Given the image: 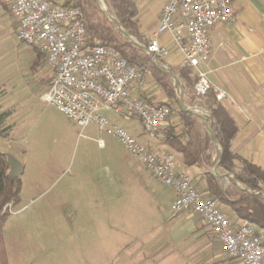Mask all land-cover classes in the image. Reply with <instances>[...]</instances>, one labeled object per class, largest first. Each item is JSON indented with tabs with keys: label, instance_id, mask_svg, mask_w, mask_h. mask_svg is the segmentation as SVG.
I'll return each mask as SVG.
<instances>
[{
	"label": "rangeland",
	"instance_id": "1",
	"mask_svg": "<svg viewBox=\"0 0 264 264\" xmlns=\"http://www.w3.org/2000/svg\"><path fill=\"white\" fill-rule=\"evenodd\" d=\"M98 3L107 10L103 0ZM4 7L5 0H0V151L10 163L9 171L20 178L17 199L3 207L8 264H104L109 256L106 250L116 242L133 244L125 252L120 248L111 253L114 259L129 257V264H238L225 255L195 214L178 218L184 230L175 239L167 236L174 231L168 229L182 213L171 217L165 228V246L155 253L154 245L144 251L147 240H154L155 230L131 237L141 231L121 229L131 211H138L134 217H148L144 213L148 199L129 171L141 164L94 123L80 127L42 100L49 79L43 56L18 40L14 20ZM105 114L132 134L141 130L136 117L125 120L114 111ZM98 138L103 139L102 147ZM212 169L205 160L186 169L205 195L203 174ZM214 176L222 189L233 191L231 177ZM156 191L167 208L171 190L161 184ZM149 202L148 206L154 205ZM223 209L232 214L227 206ZM139 223L143 225L140 219ZM150 223L155 221L145 224Z\"/></svg>",
	"mask_w": 264,
	"mask_h": 264
},
{
	"label": "built area",
	"instance_id": "2",
	"mask_svg": "<svg viewBox=\"0 0 264 264\" xmlns=\"http://www.w3.org/2000/svg\"><path fill=\"white\" fill-rule=\"evenodd\" d=\"M5 4L18 40L43 56L49 79L42 100L78 126L94 123L97 130L122 143L133 159L172 191L170 212L198 215L228 258L238 264H264L263 228L235 219L217 199L200 192L185 169L176 168L172 153H156L105 114L114 111L125 120L136 117L148 136H165L162 129L169 105L130 96L133 83L143 80L144 69L127 62L113 46L88 43L86 22L76 4L52 0H5ZM234 19L232 0H162L157 26L142 47L151 58L162 61L171 48L161 36L169 35L180 64L196 71L195 94L202 98L212 87L201 69L211 53L209 28ZM213 91L219 102L226 97L224 89L213 87ZM98 144H103L102 139Z\"/></svg>",
	"mask_w": 264,
	"mask_h": 264
},
{
	"label": "crops",
	"instance_id": "3",
	"mask_svg": "<svg viewBox=\"0 0 264 264\" xmlns=\"http://www.w3.org/2000/svg\"><path fill=\"white\" fill-rule=\"evenodd\" d=\"M52 1L62 4L64 0ZM134 2L138 9L136 17L138 32L147 40L157 26L162 0H134ZM232 2L235 19L216 23L209 28L211 53L201 69L206 72V77L212 87L224 89L226 92V97L220 103L236 125V132L230 140V150L237 156V159H235L236 165L240 166L241 161L245 160L264 171V0H232ZM161 37L163 43L171 48L170 55L163 59L161 63L168 69L170 67H182L179 55L170 45V36L165 34ZM145 72L146 75L142 81L133 83L130 96L153 104L168 102V97L156 83L151 73L149 71ZM192 107L204 110V114L208 112L200 106ZM114 120L116 121V118ZM138 124L141 130L136 133L137 136L133 135L140 141L147 143L156 153H172L178 169L183 168L186 170L192 166L184 163L182 154L165 140V136L163 138L150 137L143 131L139 120ZM181 127L180 116L177 110L173 109L162 130L165 133V129L172 128L175 134H179ZM183 138L184 136L181 140L185 142V138ZM98 146L102 147L103 145ZM129 171L132 174L133 181L138 183L142 190V195H145L144 198L148 199L147 202H144L148 207L144 213H147L148 217H134V214H138L136 213L138 211L135 213L131 211V216L124 220L125 225L121 229L141 231L139 233L134 232L130 235L131 237L134 235L144 236L146 231L155 230L154 240L151 242H149V239L147 240L144 251H148L154 245L155 250H153V253L158 252L160 247L165 246V244L163 245L166 236L165 228L170 224V218L174 215L177 216V214L170 212L173 193L168 207H163V202L156 191L161 183L142 164L141 166L135 164ZM149 201H152L154 205L148 206ZM181 213L180 215L178 213L179 216L174 218L176 221L168 229L174 230L173 233L168 232L167 235L171 236L172 239L178 238L182 234L181 231L184 230L182 224L177 222L178 218L192 214L189 212ZM139 219L142 220V226L139 225ZM150 219L154 220L155 223L146 225V220ZM186 226H190V224ZM161 239L162 243L160 244ZM132 246V243L129 246L126 242L121 245L117 242L114 243L106 250V254L109 256L106 258L105 263L129 264V257L114 259L111 257V253L117 252L120 248L123 250ZM139 252H143V248Z\"/></svg>",
	"mask_w": 264,
	"mask_h": 264
},
{
	"label": "trees",
	"instance_id": "4",
	"mask_svg": "<svg viewBox=\"0 0 264 264\" xmlns=\"http://www.w3.org/2000/svg\"><path fill=\"white\" fill-rule=\"evenodd\" d=\"M107 5V12L112 14L133 40L123 36L115 23L98 6L97 0H64L62 5L76 4L81 8L86 22L88 43L101 42L113 46L127 62L135 64L149 71L156 83L165 92L168 102H163L177 110L181 120V132L174 133V129H165V140L182 154L186 165L198 164L202 160L212 167L220 161V173L233 172L235 179L243 186H248L259 194L239 189L232 180L233 191L222 189L218 179L208 170L203 174V191L207 196L216 198L221 206H227L237 220H244L264 229V171L248 161L242 160L239 167L235 163L237 156L230 150V140L236 132V125L223 105L216 100L213 87H210L202 98L195 94L194 83L197 80L196 71L192 67H170L180 81L182 87L181 100H179V87L173 82L169 72L160 69L147 54L142 46L146 39L138 32L137 5L134 0H103ZM39 54V53H38ZM162 62L161 60H159ZM2 91H0V96ZM180 102L184 107L200 106L207 110V114L192 113L179 107ZM170 115V114H169ZM207 124L219 144V153L213 143L212 137L206 130ZM184 136L185 142L181 138ZM183 138V139H184ZM213 151L214 158L211 159ZM20 190V178L9 173V162L0 151V264H8L2 227L7 213L3 207L7 203L13 205ZM227 192V193H226ZM232 192V193H231ZM234 197H228L229 194Z\"/></svg>",
	"mask_w": 264,
	"mask_h": 264
},
{
	"label": "water",
	"instance_id": "5",
	"mask_svg": "<svg viewBox=\"0 0 264 264\" xmlns=\"http://www.w3.org/2000/svg\"><path fill=\"white\" fill-rule=\"evenodd\" d=\"M97 3H98V0H97ZM98 6L100 7V9H102L101 8V6L99 5V3H98ZM104 13L115 23V25H116V27H117V29L121 32V34L123 35V36H125V37H127V38H129L130 40H133V38L130 36V35H128L127 33H126V31L124 30V28L121 26V24L119 23V21L112 15V14H110L109 12H107V11H105L104 10ZM143 48V47H142ZM153 59V61L156 63V65L160 68V69H162L163 71H166V72H169L171 75H172V77H173V79L175 80V82L179 85V87H180V94H179V100H181V94H182V87H181V85H180V82L178 81V79H177V77H176V75L173 73V72H171L168 68H166L165 66H163L159 61H158V59L156 58V57H153L152 58ZM179 107L181 108V109H183V110H186V111H189V112H192V113H196L197 112V110H199L197 107H184L183 106V104L180 102V104H179ZM202 112H204V110H202V109H200ZM205 127H206V130L208 131V133L210 134V136L212 137V140H213V143H214V145H215V148H216V150H217V152L219 153V144H218V142H217V140H216V138L213 136V134H212V132H211V129H210V127L207 125V124H205ZM220 158H221V156H220V153H219V156H218V160H217V162L215 163V165L213 166V169H212V173L214 174V175H216L217 177H231L232 179H233V182H234V184L239 188V189H242V190H247V191H249V192H251V193H253V194H259V192H256V191H254V190H252L250 187H248V186H241L240 185V183L235 179V176H234V173H232V172H227V173H219V171H218V164H219V161H220ZM9 162V161H8ZM10 164V163H9ZM9 173H11V174H13L12 172H10L9 171Z\"/></svg>",
	"mask_w": 264,
	"mask_h": 264
}]
</instances>
